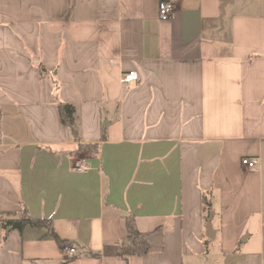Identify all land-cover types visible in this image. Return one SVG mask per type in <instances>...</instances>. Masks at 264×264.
Returning a JSON list of instances; mask_svg holds the SVG:
<instances>
[{
    "label": "crops",
    "instance_id": "obj_1",
    "mask_svg": "<svg viewBox=\"0 0 264 264\" xmlns=\"http://www.w3.org/2000/svg\"><path fill=\"white\" fill-rule=\"evenodd\" d=\"M161 1L0 0V213L78 250L0 220V264H264V0Z\"/></svg>",
    "mask_w": 264,
    "mask_h": 264
},
{
    "label": "trees",
    "instance_id": "obj_2",
    "mask_svg": "<svg viewBox=\"0 0 264 264\" xmlns=\"http://www.w3.org/2000/svg\"><path fill=\"white\" fill-rule=\"evenodd\" d=\"M42 71H44L43 68ZM58 105L60 110L61 121L70 129L74 140L79 142V150L85 152L97 151L96 144L81 143L79 128L76 124L74 106L70 103H66L63 101H59ZM204 203L206 208H209L208 201L204 200ZM0 220L5 226L11 227L13 229L15 228L23 230V228L27 225L38 228H46L48 229L47 234L53 239H55L59 245L65 247V241L61 239L53 229L51 219H38L33 217L25 204H22L19 214L6 213L3 215L0 213ZM126 222L128 229V236L126 241L117 242L113 245H106L102 252L92 253V255L98 257L116 256L128 260L132 256H144L148 254L151 249L150 242L148 241L146 236L137 229L134 218L132 216H128Z\"/></svg>",
    "mask_w": 264,
    "mask_h": 264
},
{
    "label": "built area",
    "instance_id": "obj_3",
    "mask_svg": "<svg viewBox=\"0 0 264 264\" xmlns=\"http://www.w3.org/2000/svg\"><path fill=\"white\" fill-rule=\"evenodd\" d=\"M177 10V6L174 2L169 0H162L159 4V16L162 20L171 19ZM140 79L139 73L136 70H130L122 74L121 82L123 84H131L138 82ZM244 166L250 169H256L259 165V160L257 158H244L242 160ZM75 169L80 172H87L90 170V166L87 164L86 160L81 157L75 162ZM64 250L70 255H74L78 252L76 247L65 246Z\"/></svg>",
    "mask_w": 264,
    "mask_h": 264
}]
</instances>
